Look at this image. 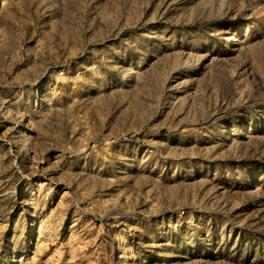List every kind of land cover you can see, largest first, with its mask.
I'll return each instance as SVG.
<instances>
[{"label":"rangeland","instance_id":"1","mask_svg":"<svg viewBox=\"0 0 264 264\" xmlns=\"http://www.w3.org/2000/svg\"><path fill=\"white\" fill-rule=\"evenodd\" d=\"M0 264H264V0H0Z\"/></svg>","mask_w":264,"mask_h":264}]
</instances>
